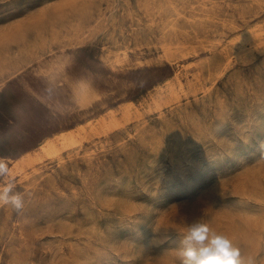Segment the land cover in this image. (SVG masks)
<instances>
[{
	"label": "rangeland",
	"instance_id": "1",
	"mask_svg": "<svg viewBox=\"0 0 264 264\" xmlns=\"http://www.w3.org/2000/svg\"><path fill=\"white\" fill-rule=\"evenodd\" d=\"M0 164V264H264V0H0Z\"/></svg>",
	"mask_w": 264,
	"mask_h": 264
},
{
	"label": "clouds",
	"instance_id": "2",
	"mask_svg": "<svg viewBox=\"0 0 264 264\" xmlns=\"http://www.w3.org/2000/svg\"><path fill=\"white\" fill-rule=\"evenodd\" d=\"M4 168L5 165L0 164V171H3ZM4 191L8 192L10 189L5 188ZM10 202L19 214L23 208L22 197L14 195ZM201 230H203V226H201ZM194 235L195 233H189L186 240L193 239ZM181 255L184 257L183 264H255L251 258L242 259L240 249L224 235H213L207 244L201 243L198 248L186 244Z\"/></svg>",
	"mask_w": 264,
	"mask_h": 264
},
{
	"label": "bare ground",
	"instance_id": "3",
	"mask_svg": "<svg viewBox=\"0 0 264 264\" xmlns=\"http://www.w3.org/2000/svg\"><path fill=\"white\" fill-rule=\"evenodd\" d=\"M50 144H51V140L48 139V140L44 141L41 146L42 147H50Z\"/></svg>",
	"mask_w": 264,
	"mask_h": 264
}]
</instances>
